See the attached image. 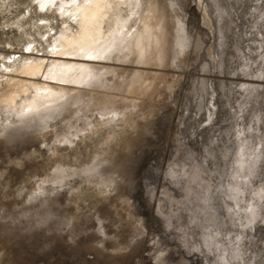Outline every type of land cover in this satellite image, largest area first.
Here are the masks:
<instances>
[{"label": "rangeland", "instance_id": "1", "mask_svg": "<svg viewBox=\"0 0 264 264\" xmlns=\"http://www.w3.org/2000/svg\"><path fill=\"white\" fill-rule=\"evenodd\" d=\"M146 3L161 64L110 60L117 74L78 86L81 101L1 128L0 264H264V0ZM46 12L0 0L4 119L20 92L4 56L44 52ZM178 20L192 42L175 61ZM139 71L145 90L129 86ZM109 100L126 123L103 121ZM96 157L103 170L84 172Z\"/></svg>", "mask_w": 264, "mask_h": 264}, {"label": "bare ground", "instance_id": "2", "mask_svg": "<svg viewBox=\"0 0 264 264\" xmlns=\"http://www.w3.org/2000/svg\"><path fill=\"white\" fill-rule=\"evenodd\" d=\"M37 3L47 14L51 11L61 26L56 30L54 19L44 17L42 24L46 30L41 34L47 43L44 52L33 44L34 40L23 51L25 55L4 56L3 71L20 92L3 100L2 109L9 115L5 119L0 116V132L6 128L7 120L13 122L12 115L25 124L44 121L61 113L68 104L81 101L86 93L75 94V89L80 85L105 86L107 74H117L118 70L112 66L116 60L161 64L166 57L162 17L154 13L156 5L148 7L146 0H37ZM178 21L172 53L175 61L184 59L181 54L187 52L192 42L185 26ZM138 73L139 79L131 81L129 86L145 90L144 74ZM103 104L107 108L101 114H111L103 118L104 122H127L125 112L114 107L113 101ZM103 162L96 157L95 163L84 172H101ZM59 173L61 170L60 177Z\"/></svg>", "mask_w": 264, "mask_h": 264}]
</instances>
